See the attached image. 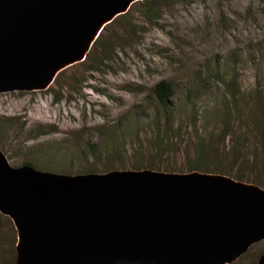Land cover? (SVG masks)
Masks as SVG:
<instances>
[{"label": "rangeland", "instance_id": "obj_1", "mask_svg": "<svg viewBox=\"0 0 264 264\" xmlns=\"http://www.w3.org/2000/svg\"><path fill=\"white\" fill-rule=\"evenodd\" d=\"M86 56L44 91L0 94L9 166L69 176L150 165L185 172L200 137L221 176L264 187V0L136 2ZM162 81L173 92L167 113L152 95ZM159 138L161 154L151 146ZM15 243L0 215V264H15ZM263 251L264 241L231 264H256Z\"/></svg>", "mask_w": 264, "mask_h": 264}, {"label": "water", "instance_id": "obj_2", "mask_svg": "<svg viewBox=\"0 0 264 264\" xmlns=\"http://www.w3.org/2000/svg\"><path fill=\"white\" fill-rule=\"evenodd\" d=\"M149 0H0V94L44 91L101 31ZM15 264H231L264 241V190L221 175H59L0 152ZM256 264H264V252Z\"/></svg>", "mask_w": 264, "mask_h": 264}, {"label": "trees", "instance_id": "obj_3", "mask_svg": "<svg viewBox=\"0 0 264 264\" xmlns=\"http://www.w3.org/2000/svg\"><path fill=\"white\" fill-rule=\"evenodd\" d=\"M149 2L150 4L153 3V0H149V1H144ZM96 41V40H95ZM95 44V42L92 44ZM87 56L85 57L84 61H86ZM81 62V63H83ZM96 65H100V63H95ZM89 69H92L91 67ZM152 95L155 98L156 103L158 104V106L160 107V109L164 112L167 113L171 107H170V101L173 97V92H172V88L169 84H167L166 82H159L157 84H155L152 88ZM254 124L256 123H261L260 121L262 120L261 118H257L254 119ZM221 136H225L224 133L221 134ZM197 147L198 148V153L197 155L194 157V160H189L187 161V166H186V171L185 172H179V171H168L165 170L163 173H172V174H187V173H192V172H196V173H200V174H208V175H220L221 172L218 171V168L215 164V161L212 159V157L210 155H206V151L203 149V147L201 146L202 143V139L198 137L197 138ZM155 142L157 143L156 145H151L154 146L155 150L156 149H160V145H163V138H159L157 140H155ZM165 148V147H164ZM264 148V147H263ZM264 150V149H263ZM109 153V152H108ZM157 153L161 154V149L159 151H157ZM111 155L113 156V153L103 156L104 158H110ZM259 163V165H261L263 168H261L262 171H264V161L261 162H257V164ZM256 164V163H255ZM24 166H27V164H24ZM254 167V166H252ZM140 170H149V171H159V169L153 167V166H147V168H134L131 169V171H140ZM126 171V170H124ZM59 175H64V174H59ZM68 175V174H66ZM222 176H225L227 178H230L234 181L237 182H241V183H249L252 184L254 186L259 187L260 189L264 190V187H262L259 182L257 181H252V182H247L246 180H244L242 177L240 176H235V174H231V173H224L222 174ZM264 252V251H263Z\"/></svg>", "mask_w": 264, "mask_h": 264}]
</instances>
